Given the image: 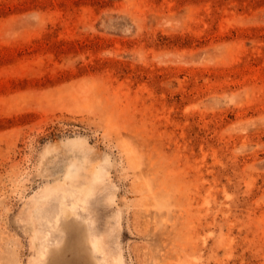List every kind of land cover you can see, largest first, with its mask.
Wrapping results in <instances>:
<instances>
[{"label": "rangeland", "instance_id": "rangeland-1", "mask_svg": "<svg viewBox=\"0 0 264 264\" xmlns=\"http://www.w3.org/2000/svg\"><path fill=\"white\" fill-rule=\"evenodd\" d=\"M0 264H264V0H0Z\"/></svg>", "mask_w": 264, "mask_h": 264}, {"label": "bare ground", "instance_id": "bare-ground-1", "mask_svg": "<svg viewBox=\"0 0 264 264\" xmlns=\"http://www.w3.org/2000/svg\"><path fill=\"white\" fill-rule=\"evenodd\" d=\"M95 247H97V245H95Z\"/></svg>", "mask_w": 264, "mask_h": 264}]
</instances>
